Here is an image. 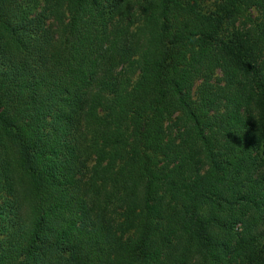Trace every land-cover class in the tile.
<instances>
[{
	"label": "trees",
	"instance_id": "16d2710c",
	"mask_svg": "<svg viewBox=\"0 0 264 264\" xmlns=\"http://www.w3.org/2000/svg\"><path fill=\"white\" fill-rule=\"evenodd\" d=\"M209 1L0 0V264H264V0Z\"/></svg>",
	"mask_w": 264,
	"mask_h": 264
},
{
	"label": "rangeland",
	"instance_id": "374dc122",
	"mask_svg": "<svg viewBox=\"0 0 264 264\" xmlns=\"http://www.w3.org/2000/svg\"><path fill=\"white\" fill-rule=\"evenodd\" d=\"M215 3H216L215 0L209 1L208 2V7L214 8ZM263 19H264V12L261 9L253 8L252 10H250L249 13L241 16L236 21L228 22L225 25V29L223 30V35L225 37H227V36L230 35V33L233 32V30H235L237 28H244V29L245 28H250L253 24H257V23L262 22ZM220 77H221V75L218 74L217 75V80H219ZM217 82H219V81H217ZM263 170L264 169L261 168V171H263ZM0 196H1V194H0ZM263 245H264V239L262 238L260 247H262Z\"/></svg>",
	"mask_w": 264,
	"mask_h": 264
}]
</instances>
